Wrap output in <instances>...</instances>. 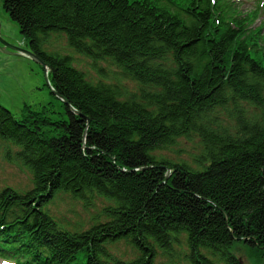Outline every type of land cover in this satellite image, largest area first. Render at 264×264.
Here are the masks:
<instances>
[{"label":"trees","instance_id":"16d2710c","mask_svg":"<svg viewBox=\"0 0 264 264\" xmlns=\"http://www.w3.org/2000/svg\"><path fill=\"white\" fill-rule=\"evenodd\" d=\"M0 3L67 102L57 117L24 105L15 118L0 104L4 159L32 184L0 189L2 256L153 264L157 249L178 244L191 264H245L237 242L264 256V45L241 18L209 0ZM52 34L119 72L109 79L98 67L103 78H87L73 55L48 49ZM193 135L195 167L157 155ZM59 193L100 198V211L67 228L48 208ZM120 241L132 258L108 250Z\"/></svg>","mask_w":264,"mask_h":264},{"label":"rangeland","instance_id":"374dc122","mask_svg":"<svg viewBox=\"0 0 264 264\" xmlns=\"http://www.w3.org/2000/svg\"><path fill=\"white\" fill-rule=\"evenodd\" d=\"M235 1L236 8L240 12H247L255 8V4L252 0H244V2L241 3L239 0ZM262 4L264 5V0ZM5 15L8 20L14 22L6 12ZM251 17L255 19L254 23L253 19L251 23L256 27H259L260 36H264V10L258 12V8H255ZM24 41L28 44L26 39H24ZM48 43L49 50H56L60 53H69L73 55L75 67L82 70L89 79L97 80L98 78H103L97 71L98 67L103 68L106 77L109 79H113L115 77L114 73L119 72V70L109 62L101 60L93 62L90 58L74 53L67 47L65 37L61 34H52L48 39ZM25 59L33 66L34 86L39 89V93L33 103L26 101L24 105L30 106L34 111H40L41 109L46 108L47 115L52 117L59 116L58 112H63L64 108L60 104L61 100L50 91L45 80L43 67L28 57H25ZM122 83L129 89L134 90V83L127 80H122ZM0 104L8 109L15 118L20 117L21 112H13L2 102H0ZM222 123L228 125L229 121L226 118H223ZM3 148L4 144L0 142L1 187H9L16 192H19L18 190H26L27 188H30V173L25 169L6 161L3 158ZM201 152L202 146L200 140L196 135H193L191 138H179L174 145L169 146L166 149L158 150L157 155L166 157L172 161L187 162L195 167L194 160L201 154ZM101 205V199L97 197H92L83 201L72 198L67 193H59L55 195L54 199L48 204V208L50 214L66 225L67 228H84L88 223L92 222L95 214L100 211ZM233 248V254L236 257H239L245 264H264V256L259 255L256 251H251L244 244L237 242ZM108 250L122 259L132 258L136 254V251L131 246L122 241L109 245ZM185 250V245L178 244H173V247H171L169 251L157 249L153 264H191L184 257Z\"/></svg>","mask_w":264,"mask_h":264},{"label":"water","instance_id":"95a60500","mask_svg":"<svg viewBox=\"0 0 264 264\" xmlns=\"http://www.w3.org/2000/svg\"><path fill=\"white\" fill-rule=\"evenodd\" d=\"M25 47H27V43L19 31L18 25L6 18L0 3V102L16 113L21 112L26 101L33 103L39 93V89L34 86L33 66L26 61L25 57L40 64L45 69V77H47L46 65L34 52ZM7 52L20 56L9 55L6 54ZM47 85L61 102L67 104L66 100L54 91L48 81ZM70 108L73 113L78 114L75 109Z\"/></svg>","mask_w":264,"mask_h":264}]
</instances>
